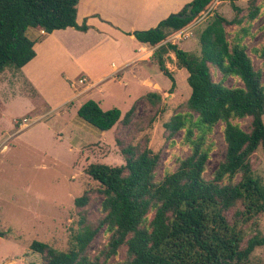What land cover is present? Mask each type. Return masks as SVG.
<instances>
[{
    "label": "trees",
    "instance_id": "trees-1",
    "mask_svg": "<svg viewBox=\"0 0 264 264\" xmlns=\"http://www.w3.org/2000/svg\"><path fill=\"white\" fill-rule=\"evenodd\" d=\"M215 0H193L180 12L171 14L147 30L133 33L136 39L155 47L151 57L160 71L172 81L175 78L166 66L167 54L173 52L180 67L188 72L191 94L187 105L196 113L195 125L200 131L193 138L187 127V139L192 146L189 156L180 159L175 171L160 181L155 170L160 155L150 148L139 150L133 145L121 149L125 164L112 166L92 163L86 173L101 185L102 217L90 222L81 214L79 230L73 234L68 251H60L48 243L34 240L30 248L43 256L44 264H108V259L127 246L125 261L112 264H248L253 251L264 246V235L256 233L242 246L244 236L240 225L247 224L264 213V184L254 175L252 155L264 150V81L263 73L254 67L246 46L231 43L227 26L240 23L215 13L200 34L201 55L186 51L166 41L168 36L191 25ZM229 1L240 12L237 0ZM79 0H0V75L8 68L21 69L36 56V41L27 31L33 27L52 33L74 27L87 31L86 23L76 21ZM193 6V16L178 17ZM254 4L250 19L259 13ZM264 62V43L259 50ZM212 67L223 78L215 81ZM236 77L242 86L229 87L226 77ZM160 100V94H148ZM154 101V100H152ZM132 109L122 117L116 107L104 110L94 99L86 100L78 116L101 131H108L119 122H131ZM250 119V130L235 121ZM188 116L176 114L165 124L170 135L186 128ZM219 123H224V158L218 163L211 179H206L211 147L207 136ZM89 192L75 199L79 208L88 206ZM235 209L231 218L228 213ZM154 211L148 223L149 213ZM105 228L109 240L98 255L88 254V247ZM101 256L105 257L101 261Z\"/></svg>",
    "mask_w": 264,
    "mask_h": 264
},
{
    "label": "rangeland",
    "instance_id": "rangeland-1",
    "mask_svg": "<svg viewBox=\"0 0 264 264\" xmlns=\"http://www.w3.org/2000/svg\"><path fill=\"white\" fill-rule=\"evenodd\" d=\"M236 4L241 8L239 13L233 10L229 1L215 0L191 25L180 30L183 31L181 36H178V31L170 34L166 41L201 55L200 34L215 13L228 20H240V23L227 26L228 38L231 43L240 41L246 46L254 67L262 71L264 81V62L259 57L264 43V0H237ZM254 4L260 10L255 18L250 19ZM36 32L39 30L31 27L27 34L33 39ZM89 43L95 45L94 52L99 61L110 59L112 52L107 40H90ZM154 49L149 45L142 48V56L147 57ZM122 50L123 57L124 51L130 53L132 49L122 44ZM91 53L93 55V51ZM85 54L89 55V52ZM166 56V66L176 82L173 89L172 81L160 71L153 57L150 58L151 62L132 69L133 64L123 74H115V79L96 82L91 88H74L73 83L84 76L78 78L79 70H75V76L65 80L61 74L66 63L55 56H48L46 66L39 74L50 82L36 79L38 82L34 83L38 90L21 69L8 68L0 75V264H44L43 256L30 248L34 240L46 242L60 251H68L73 234L80 228L81 214L86 212L90 222L102 217L101 185L86 173L90 164L120 166L125 164L121 152L123 147L133 145L139 150L150 148L160 155L155 170V179L160 181L176 170L180 159L191 154L187 127L192 129L193 138L199 136L200 131L194 124L197 115L187 105L191 94L187 81L189 74L179 66L173 52ZM38 57L41 59L40 48ZM34 64L41 66L39 62ZM212 75L215 81L223 78L215 67H212ZM88 79L92 78L87 76ZM224 84L229 87L243 85L232 76L226 77ZM66 91L75 93L67 106L52 114L45 112L58 100L64 99ZM152 92L160 94L161 99L149 97L148 94ZM91 96L100 102L104 110L120 109L122 119L132 109L131 122L128 125L119 122L108 131H101L86 122L93 132L82 130L72 121L73 111L81 101ZM45 100L52 104L46 107ZM179 113L188 116L187 126L171 136L165 124ZM74 115L78 117L77 113ZM24 118L32 122L30 126L21 128L19 123ZM235 122L244 130H250V119ZM223 128L224 123H219L207 136L211 151L204 174L206 179L212 178L218 163L224 158ZM79 138L85 144L77 149L73 143ZM251 162L254 175L264 184V150L261 147L252 155ZM87 191L91 196L90 203L84 208L77 207L76 197ZM234 211H229L230 218ZM153 216L154 211H151L148 223ZM239 229L244 236L242 246L254 234L264 235V213L240 225ZM109 237L110 234L103 228L89 245L88 254L92 257L98 255ZM127 257V246L123 245L117 255L108 259V264L125 261ZM104 259L101 256V261ZM248 264H264V246L253 251Z\"/></svg>",
    "mask_w": 264,
    "mask_h": 264
},
{
    "label": "crops",
    "instance_id": "crops-1",
    "mask_svg": "<svg viewBox=\"0 0 264 264\" xmlns=\"http://www.w3.org/2000/svg\"><path fill=\"white\" fill-rule=\"evenodd\" d=\"M192 1L193 0H79L77 4L76 21L78 25L86 23L88 25V30L81 31L74 27H68L66 29L54 30L52 33H46L43 30L36 32V37L33 39L31 38L36 41V56L23 66L21 70L33 87L38 90L34 82H38L35 81L36 79H40L44 83L50 82L49 79H45L43 75L39 74L46 66L45 64L48 56L50 58L55 56L63 59L66 63V68L61 74L65 80H70L72 76H75L73 75L75 70H79L76 76L78 78L82 76L86 78L88 76L89 78L90 76L92 79H88L90 81L88 82L91 84L101 81L109 82L114 78L115 74H123V72L133 64L135 65L131 67L132 69H134L136 65L140 66L147 62H151L150 58L153 51H151L147 57H143L141 49L148 47V45L138 41L134 35L128 33L154 28L161 20L167 18L171 14L180 12ZM90 40L94 42L107 40L110 44L109 49L112 52L110 59L106 62L99 61L94 52L95 45H90ZM122 44L129 45L132 49L130 53L124 51L123 57ZM38 48H40L41 51V59L38 57ZM86 51L89 52V55L85 54ZM92 51L93 55L91 53ZM86 57L89 59L87 60ZM37 62L41 64L42 68L34 64ZM72 86L74 87V85ZM72 86L70 84V88L74 91ZM78 87L81 86L78 84V86L74 88ZM73 93L74 92H67L64 99L58 100L52 107L47 108L45 112L48 111V114H52L54 111L67 106L70 98L75 95V93ZM88 99L95 98L91 96ZM86 100L87 99L78 104L76 107L77 111L74 110L77 115L78 109ZM95 100L100 103L97 99ZM46 103V107L50 106V102L46 101ZM74 111L72 117L74 124L84 131L93 132V130H90L87 126L84 119L74 115L76 114ZM81 140L82 139L79 138V140L73 143L75 148L80 149V145L85 144L81 143Z\"/></svg>",
    "mask_w": 264,
    "mask_h": 264
},
{
    "label": "built area",
    "instance_id": "built-area-1",
    "mask_svg": "<svg viewBox=\"0 0 264 264\" xmlns=\"http://www.w3.org/2000/svg\"><path fill=\"white\" fill-rule=\"evenodd\" d=\"M181 34H183V31L178 34V36H181ZM78 84L80 86H83V87H86V88H91L93 87L94 84H91L88 82L87 78L86 77H83V78H80L78 81H75L73 83L74 87L78 86ZM32 121L31 120H28L27 118H24L19 124L21 125V128H25V127H28L30 126Z\"/></svg>",
    "mask_w": 264,
    "mask_h": 264
},
{
    "label": "water",
    "instance_id": "water-1",
    "mask_svg": "<svg viewBox=\"0 0 264 264\" xmlns=\"http://www.w3.org/2000/svg\"><path fill=\"white\" fill-rule=\"evenodd\" d=\"M194 14H193V6L192 5H189L188 8H187V11L183 14H178V17L182 18V19H186L188 17H192Z\"/></svg>",
    "mask_w": 264,
    "mask_h": 264
}]
</instances>
